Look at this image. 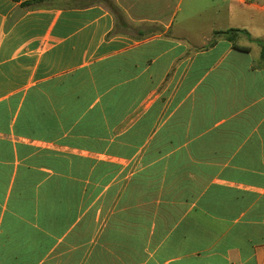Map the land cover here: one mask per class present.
<instances>
[{
  "label": "crops",
  "instance_id": "0c3cea01",
  "mask_svg": "<svg viewBox=\"0 0 264 264\" xmlns=\"http://www.w3.org/2000/svg\"><path fill=\"white\" fill-rule=\"evenodd\" d=\"M112 1L0 0V264H264V0Z\"/></svg>",
  "mask_w": 264,
  "mask_h": 264
},
{
  "label": "trees",
  "instance_id": "16d2710c",
  "mask_svg": "<svg viewBox=\"0 0 264 264\" xmlns=\"http://www.w3.org/2000/svg\"><path fill=\"white\" fill-rule=\"evenodd\" d=\"M104 1L105 3H107L110 7V9L113 11V12H116L118 11L119 9L117 8V6L115 5V3L112 1V0H102ZM234 32H237V31H229V32H217L215 33V35L217 36H225L227 34H232ZM263 51H264V45H263Z\"/></svg>",
  "mask_w": 264,
  "mask_h": 264
}]
</instances>
